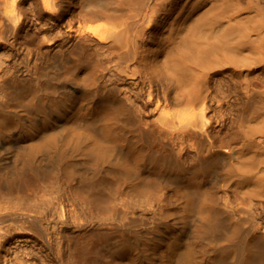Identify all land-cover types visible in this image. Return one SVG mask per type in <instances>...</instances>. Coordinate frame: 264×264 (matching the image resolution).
I'll return each instance as SVG.
<instances>
[{"label":"bare ground","instance_id":"1","mask_svg":"<svg viewBox=\"0 0 264 264\" xmlns=\"http://www.w3.org/2000/svg\"><path fill=\"white\" fill-rule=\"evenodd\" d=\"M26 1L0 0V264H264V0Z\"/></svg>","mask_w":264,"mask_h":264},{"label":"rangeland","instance_id":"2","mask_svg":"<svg viewBox=\"0 0 264 264\" xmlns=\"http://www.w3.org/2000/svg\"><path fill=\"white\" fill-rule=\"evenodd\" d=\"M75 0H65V2L63 3V9L64 11H66V14L69 13L68 11H70L71 9H74V7H76V3H73ZM33 0H27L24 5H25V8L26 7H29V3H32ZM68 17L65 18L63 20V22L61 23L60 25V29H62L63 32L66 31V29L68 28L67 27V23H68V19L71 18L70 15H67ZM102 20H96V21H86L84 23H82L83 26L85 27H97L99 25L102 24ZM73 24L75 25V27H78V23L76 21H73ZM42 27V24H41V20H37V21H32L30 22L29 20H26L25 21V30L26 31H30L31 33H34L36 34L35 32H39V28ZM47 27V26H45ZM54 32V31H53ZM52 32V33H53ZM57 32V30H56ZM68 33H70V35L72 37H76V33L74 35V32H71V31H68ZM37 35V34H36ZM43 34H40V37L42 38V50L43 51H46V52H50L51 49L53 48V45L50 43L51 40H48V38H43ZM48 36V35H47ZM218 123H215L214 125L216 126V130H220L222 127L220 125H217ZM225 193L223 191H220L219 194H218V200H225Z\"/></svg>","mask_w":264,"mask_h":264}]
</instances>
